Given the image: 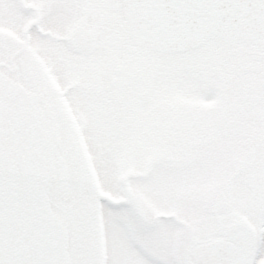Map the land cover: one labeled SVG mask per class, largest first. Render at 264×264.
Returning <instances> with one entry per match:
<instances>
[{"label": "snow or ice", "instance_id": "snow-or-ice-1", "mask_svg": "<svg viewBox=\"0 0 264 264\" xmlns=\"http://www.w3.org/2000/svg\"><path fill=\"white\" fill-rule=\"evenodd\" d=\"M248 32L264 34V0H0V264H10V177L41 240L54 232L63 241L79 219L73 207H92L106 228L96 264H264V131L249 138L246 110L170 130L165 110L213 94L232 104L245 88L238 42ZM255 92L264 95L259 83ZM34 104L63 111L70 129L103 123L135 144L127 179L115 149L98 164L99 190L92 180L66 184L39 157L10 171V114ZM17 264L88 261L76 246L39 261L28 249Z\"/></svg>", "mask_w": 264, "mask_h": 264}, {"label": "flooded vegetation", "instance_id": "flooded-vegetation-1", "mask_svg": "<svg viewBox=\"0 0 264 264\" xmlns=\"http://www.w3.org/2000/svg\"><path fill=\"white\" fill-rule=\"evenodd\" d=\"M238 48L243 54L241 57L242 79L245 83V88L240 96L232 104L222 107L220 106L221 108L217 106L218 108L216 107L214 114L217 112H222L229 120H240L242 113L244 110H246V118L240 120V122L249 135V138L252 139L255 137L258 131H264V125L258 126L257 120L254 116L256 111L261 110L259 104H264V95H258L255 92V88L258 83L260 84L262 91H264V79H261L259 75L261 72H264V51L253 50L243 44H238ZM217 100L219 101L218 94H213L212 98L209 100H191L186 97H181L169 103L168 109L172 114L170 130H175L176 128L174 127L176 125H179L177 129L183 127L185 118L191 119L193 122H199L202 118V113L204 112V107L202 105H204L206 102L214 103L215 105L216 102H218ZM44 103H47V101ZM184 112L186 115L183 114ZM176 113H179V115L183 114V116L175 118L178 115ZM60 114L61 112L59 110L57 115H54V113H49L47 108L41 107L39 104L28 106L19 114L16 112H12L10 114L8 129L10 141L8 162L10 171L14 173L18 159L29 162L33 157H39L45 160L48 163L49 168L57 172L63 178L64 182L68 184V168L74 166H77L78 169L82 168V166L79 165V162L83 161L80 158V152L77 148H75L74 144H67L66 146H63V148L57 145H47L46 138H44L46 132L44 131V128L40 122V116L47 115L51 117V122L55 119L56 121H59V117L57 116ZM78 126L81 128L83 124H79ZM21 127L23 134L22 142L18 141L17 139L18 132ZM51 127V130L55 133V135L63 132V125L60 123L54 122V125ZM125 127V124L119 125V128L121 129ZM109 130L113 129L109 128ZM119 136L122 137L120 138L121 147L125 150L126 145H124V143L126 139L123 137V135H121L120 132ZM104 150L106 153H109V148ZM90 154L91 155L89 157L88 163L92 168L96 163L99 162V160L98 158H94L92 152ZM75 178H79L81 181L84 179V177L79 176L78 173L76 174ZM85 180L86 178L83 182H85ZM8 181L10 182L7 183H10L11 185L10 189L8 190L9 193H11L12 187L14 186L13 178L10 177ZM9 199H12V196L11 198L9 197L8 200ZM23 232L26 233V230H23ZM27 232L28 245L25 250H33L37 261L44 257L48 252L54 253L56 257L60 256L59 250L50 243V240L53 237L51 232V234L49 233L43 240L40 239L41 230L38 226V220L34 215L32 216V220L29 223V229ZM25 236L26 235L23 234V238ZM25 250L23 249V251ZM23 251L15 249L8 253L7 256L9 258L10 264H17L20 254ZM88 264L94 263L90 262Z\"/></svg>", "mask_w": 264, "mask_h": 264}, {"label": "rangeland", "instance_id": "rangeland-1", "mask_svg": "<svg viewBox=\"0 0 264 264\" xmlns=\"http://www.w3.org/2000/svg\"><path fill=\"white\" fill-rule=\"evenodd\" d=\"M225 105L226 104L223 103L220 98L215 105L214 103L206 102L204 105H202L204 107L202 117L206 115L212 116L217 106L222 107ZM58 110L59 109H47L49 113H54V115H57ZM165 110L169 111L168 105L165 106ZM59 111L61 112V114L57 116L59 117V121H56L55 119L51 122V117L47 115L40 116V122L44 128V131L46 132L44 138H46L47 145H57L63 148V146H66L67 144H74L75 148H77L80 152V158L83 161L79 162V165H81L82 168L78 169L77 166L68 168V184H81L86 178L85 182L88 180H92L95 183L96 188L99 190L100 180L98 178V164L101 162V157L108 154L104 150L106 148H109V153L114 149L119 151L120 156L119 160L117 161V166L122 170L121 180H124L123 178L125 177L127 179V176L129 174L128 166H130L134 162L135 157L139 151L138 147L135 144L125 140L124 145L126 146L124 150L120 144V138L122 137L119 136V132L116 130H109V127L107 125H104L103 123L100 127H96L92 125L89 126V123L85 121L82 126L83 128H80L78 124L74 128L70 129L63 111ZM176 114L178 115L175 118H179V116H183L185 112L180 115L179 113ZM54 122L63 125L62 133L55 135V133L52 132L51 126L54 125ZM178 127L179 125H176L174 128L177 129ZM104 137H106V139ZM89 152H92L94 158H98L99 160V162L96 163L92 168L88 163L89 157L91 155ZM77 173L79 176L84 177L83 181H81L79 178H75ZM13 182L14 186L12 185V191L9 195L10 198L12 196V199L6 201L4 212L2 214V219L5 227L6 254L12 252L15 249L23 251V249L25 250L27 248V230L29 229V223L32 219V214L30 213V211L25 210L26 205H23L15 198L16 184L14 178ZM6 187L7 190L10 189V183H7ZM101 195L107 196L109 194L101 191ZM71 215L73 217H78L79 219L75 223H73L71 220L69 221V226L65 229L63 241L57 240L54 233V241L60 255L63 252L70 251V249L73 247L82 246L88 263L93 262L94 264H96V262L102 259L105 255L106 228L103 219L94 214L91 206L86 208L73 207ZM23 230H26V233H24ZM23 234L26 235V238L24 237L25 239L23 238ZM77 235L79 236V239H77ZM71 239L73 240V245L70 248L69 241Z\"/></svg>", "mask_w": 264, "mask_h": 264}, {"label": "water", "instance_id": "water-1", "mask_svg": "<svg viewBox=\"0 0 264 264\" xmlns=\"http://www.w3.org/2000/svg\"><path fill=\"white\" fill-rule=\"evenodd\" d=\"M239 43H243L254 50L264 51V34L259 36L253 32L242 34Z\"/></svg>", "mask_w": 264, "mask_h": 264}]
</instances>
